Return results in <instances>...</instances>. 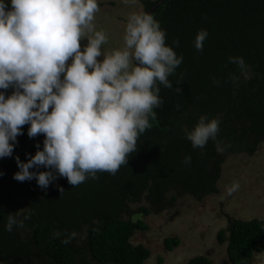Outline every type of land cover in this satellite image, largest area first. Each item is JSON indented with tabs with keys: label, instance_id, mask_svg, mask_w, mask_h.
Segmentation results:
<instances>
[{
	"label": "trees",
	"instance_id": "obj_1",
	"mask_svg": "<svg viewBox=\"0 0 264 264\" xmlns=\"http://www.w3.org/2000/svg\"><path fill=\"white\" fill-rule=\"evenodd\" d=\"M156 1L141 0L144 13ZM152 16L166 31L167 44L183 56L175 75L169 77L173 87L161 86L163 104L154 109L152 127L139 137L136 151L116 175L98 173L97 179L89 178L77 187L64 178L47 189L35 180H14L19 171L15 157L27 162L26 154L35 155V146L0 160V264H33L34 255L45 257L46 264H88L85 258L77 260L74 239L63 242L72 232H83L94 264H144L150 252L142 245L133 246L131 238L147 227L129 218L132 206L148 216L171 209L185 196L202 200L217 192L227 157L252 155L264 141V0H165ZM202 29L208 37L198 52L193 42ZM177 39L178 47L173 44ZM236 56L249 66L246 79L229 62ZM230 74L239 77L238 83L229 80ZM201 116L219 121L222 154L212 140L203 149H194L186 139L185 130H191ZM27 130L24 126L14 152L44 138L30 139ZM186 156L191 157L190 164L183 163ZM57 185L64 188L62 195ZM9 213L23 220L24 226L8 232ZM217 241L226 243L232 263L250 260L264 252V220H229ZM178 244L176 239L164 240L168 251ZM187 264L213 263L196 256Z\"/></svg>",
	"mask_w": 264,
	"mask_h": 264
},
{
	"label": "clouds",
	"instance_id": "obj_2",
	"mask_svg": "<svg viewBox=\"0 0 264 264\" xmlns=\"http://www.w3.org/2000/svg\"><path fill=\"white\" fill-rule=\"evenodd\" d=\"M99 11L97 0H10V5L0 0V158L12 157L24 126L30 139L44 136L43 147L37 143L35 155L26 154L27 162L15 157L19 171L13 179L18 182L35 180L47 189L64 178L77 187L98 173L116 175L152 127L154 109L163 104L161 86L173 87L169 77L183 56L167 44L160 23L151 14L132 13L123 47L108 51L102 48L107 34L94 23ZM207 37L206 30L198 31L193 42L198 52ZM173 44L178 47L179 40ZM229 62L247 78L243 57H229ZM229 80L235 84L239 77L230 74ZM218 133L219 121L206 116L185 130L194 149L212 140L222 154ZM183 163L190 164L191 157ZM57 188L62 195L64 188ZM239 189L234 181L226 194ZM23 226V220L8 214V232ZM76 235L72 232L63 242Z\"/></svg>",
	"mask_w": 264,
	"mask_h": 264
},
{
	"label": "rangeland",
	"instance_id": "obj_3",
	"mask_svg": "<svg viewBox=\"0 0 264 264\" xmlns=\"http://www.w3.org/2000/svg\"><path fill=\"white\" fill-rule=\"evenodd\" d=\"M6 2L10 5V0ZM97 2L100 11L95 15L96 30L104 31L108 37L102 48L108 51L122 48L129 15L145 11L141 0L127 5L123 0ZM234 181L239 182L240 189L227 196L226 188ZM216 188V193L199 201L191 196L182 197L171 209L159 214L144 216L137 213V205L132 206L129 218L139 219L147 227L136 230L131 238L133 246L142 245L149 250L144 264H187L196 256H204L213 264H234L228 258L226 243L220 244L217 235L227 229L229 220H264V141L252 155L227 157ZM165 239H176L179 244L168 251ZM73 249L78 261L85 258L88 264H94L86 252L83 232L74 238ZM32 259L35 264H46L43 256L34 255ZM235 264H264V252L254 254L250 260L239 258Z\"/></svg>",
	"mask_w": 264,
	"mask_h": 264
},
{
	"label": "water",
	"instance_id": "obj_4",
	"mask_svg": "<svg viewBox=\"0 0 264 264\" xmlns=\"http://www.w3.org/2000/svg\"><path fill=\"white\" fill-rule=\"evenodd\" d=\"M164 2H165V0H157V1L155 2V4L153 5V7H152L147 13L153 15V13H154V12H155V11H156V10H157V9H158V8L164 3ZM43 140H44V138L39 139L38 141H35V142L31 143L30 145L24 147L23 149L14 152L13 155H12V157H14V156H16V155H18V154H20V153L26 151L27 149H29V148L35 146L37 143H39V144L42 143ZM12 157L0 158V160H6V159H10V158H12Z\"/></svg>",
	"mask_w": 264,
	"mask_h": 264
}]
</instances>
